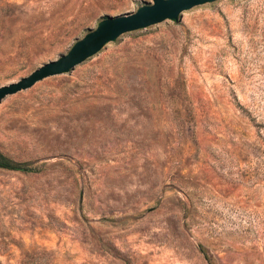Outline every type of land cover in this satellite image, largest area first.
I'll use <instances>...</instances> for the list:
<instances>
[{
	"label": "rangeland",
	"instance_id": "374dc122",
	"mask_svg": "<svg viewBox=\"0 0 264 264\" xmlns=\"http://www.w3.org/2000/svg\"><path fill=\"white\" fill-rule=\"evenodd\" d=\"M153 0H0V86ZM0 264H264V0L121 35L0 103Z\"/></svg>",
	"mask_w": 264,
	"mask_h": 264
},
{
	"label": "water",
	"instance_id": "95a60500",
	"mask_svg": "<svg viewBox=\"0 0 264 264\" xmlns=\"http://www.w3.org/2000/svg\"><path fill=\"white\" fill-rule=\"evenodd\" d=\"M212 1L216 0H153L151 4L143 5L133 13L108 16L75 42L66 54L46 62L18 81L0 86V103L7 95L28 89L42 79L71 71L125 33L147 28L167 19L177 20L184 11Z\"/></svg>",
	"mask_w": 264,
	"mask_h": 264
},
{
	"label": "trees",
	"instance_id": "16d2710c",
	"mask_svg": "<svg viewBox=\"0 0 264 264\" xmlns=\"http://www.w3.org/2000/svg\"><path fill=\"white\" fill-rule=\"evenodd\" d=\"M0 168L11 171L27 172V173L37 171L36 170L37 168L30 166L27 163L16 161L1 151H0Z\"/></svg>",
	"mask_w": 264,
	"mask_h": 264
}]
</instances>
